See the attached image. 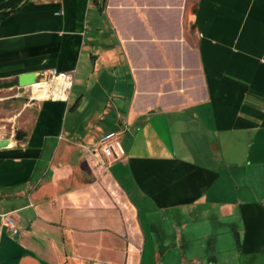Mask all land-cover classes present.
Returning a JSON list of instances; mask_svg holds the SVG:
<instances>
[{
    "label": "crops",
    "instance_id": "0c3cea01",
    "mask_svg": "<svg viewBox=\"0 0 264 264\" xmlns=\"http://www.w3.org/2000/svg\"><path fill=\"white\" fill-rule=\"evenodd\" d=\"M51 70L73 73L67 100L28 103L17 78ZM108 132L125 158L105 166ZM4 140L18 233L0 228V264H164L194 244L215 264L233 215L239 262L264 264V0H27L0 16Z\"/></svg>",
    "mask_w": 264,
    "mask_h": 264
},
{
    "label": "built area",
    "instance_id": "2783aa9c",
    "mask_svg": "<svg viewBox=\"0 0 264 264\" xmlns=\"http://www.w3.org/2000/svg\"><path fill=\"white\" fill-rule=\"evenodd\" d=\"M62 14L60 10L56 15L59 16ZM73 73L72 72H61L58 73L55 70H51L47 73L44 78L37 79L32 85L23 88L26 91L27 98L30 102L37 101L34 97L33 91H39L48 89L51 90L52 86H55L61 93L64 95L63 98L57 97L53 94L49 96L46 100L41 101H66L69 95V90L73 84ZM61 94V95H62ZM121 134L116 132H108V134H104L100 136L97 145L93 148L92 152L100 154L101 159L104 161L105 166H109V164L115 162H121L125 158V152L121 147ZM0 228L5 229L10 234L15 235L18 233V228L12 218V216L8 213L0 215ZM1 235V229H0Z\"/></svg>",
    "mask_w": 264,
    "mask_h": 264
},
{
    "label": "rangeland",
    "instance_id": "374dc122",
    "mask_svg": "<svg viewBox=\"0 0 264 264\" xmlns=\"http://www.w3.org/2000/svg\"><path fill=\"white\" fill-rule=\"evenodd\" d=\"M23 96L26 97V101L29 103L30 101L28 100L27 95L25 94ZM20 100L21 102H24L25 98L23 97ZM185 219H186L185 220L186 222L190 223L189 216H185ZM223 222L225 225L222 228L221 227L219 228L216 226L215 230L213 231V233L216 235V243L213 248L214 259L216 260L215 264H243L242 262H239L238 251L236 249L237 243H236L235 234L238 232V227H239L238 222L239 221H237L236 216L233 215L228 220H224ZM173 224H179V223H177V221H174L172 217L167 218V220L163 222L166 235L168 236L172 235L173 233L172 231L168 233V228L170 229V227ZM229 226H231V229L229 228ZM206 248L208 249V246L207 247L205 246L204 249H199L194 244L192 247L185 246L183 248L182 247L179 248L178 250H176L175 248L167 249L166 250L167 254L164 257V264H179L178 261H179L180 256H183V252H188V253L190 252L193 254V256L188 254L187 259H195V261H198V263L200 264H209L208 255H207V252H205ZM148 253H149V250L146 249L145 256H144L145 257L144 264H145L146 257H148L149 255ZM187 264H191V263H187Z\"/></svg>",
    "mask_w": 264,
    "mask_h": 264
},
{
    "label": "water",
    "instance_id": "95a60500",
    "mask_svg": "<svg viewBox=\"0 0 264 264\" xmlns=\"http://www.w3.org/2000/svg\"><path fill=\"white\" fill-rule=\"evenodd\" d=\"M27 0H23L19 6H22ZM36 75L34 73L32 74H27V75H21L17 78L18 80V87L20 88H26L30 85H32L34 82H36ZM23 135H19V136H16L15 139L17 141H19V139L22 137ZM8 140H4V141H1L0 142V149L1 148H4V146L8 145Z\"/></svg>",
    "mask_w": 264,
    "mask_h": 264
},
{
    "label": "trees",
    "instance_id": "16d2710c",
    "mask_svg": "<svg viewBox=\"0 0 264 264\" xmlns=\"http://www.w3.org/2000/svg\"><path fill=\"white\" fill-rule=\"evenodd\" d=\"M23 0H7L0 4V16L9 15L15 13V11L19 10L21 6L19 4ZM97 1L100 2V5H104V0H92L93 3Z\"/></svg>",
    "mask_w": 264,
    "mask_h": 264
},
{
    "label": "bare ground",
    "instance_id": "6f19581e",
    "mask_svg": "<svg viewBox=\"0 0 264 264\" xmlns=\"http://www.w3.org/2000/svg\"><path fill=\"white\" fill-rule=\"evenodd\" d=\"M33 94L37 101L46 100L49 96H51V94L61 98L64 97V95L61 93V90H59L55 86H52L51 90L48 89L39 90V91L34 90Z\"/></svg>",
    "mask_w": 264,
    "mask_h": 264
}]
</instances>
